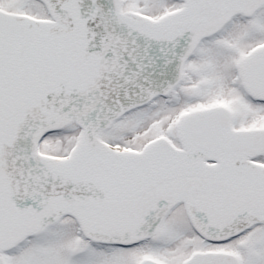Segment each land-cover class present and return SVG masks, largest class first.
<instances>
[{
  "label": "snow or ice",
  "instance_id": "obj_1",
  "mask_svg": "<svg viewBox=\"0 0 264 264\" xmlns=\"http://www.w3.org/2000/svg\"><path fill=\"white\" fill-rule=\"evenodd\" d=\"M0 264H264V0H0Z\"/></svg>",
  "mask_w": 264,
  "mask_h": 264
}]
</instances>
